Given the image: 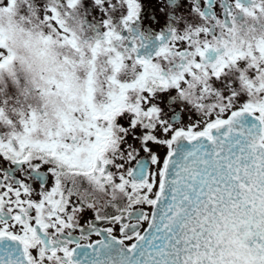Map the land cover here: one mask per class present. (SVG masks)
Masks as SVG:
<instances>
[{"label":"snow or ice","instance_id":"1","mask_svg":"<svg viewBox=\"0 0 264 264\" xmlns=\"http://www.w3.org/2000/svg\"><path fill=\"white\" fill-rule=\"evenodd\" d=\"M0 264H264V0H0Z\"/></svg>","mask_w":264,"mask_h":264},{"label":"flooded vegetation","instance_id":"2","mask_svg":"<svg viewBox=\"0 0 264 264\" xmlns=\"http://www.w3.org/2000/svg\"><path fill=\"white\" fill-rule=\"evenodd\" d=\"M93 238H96V237H93Z\"/></svg>","mask_w":264,"mask_h":264}]
</instances>
